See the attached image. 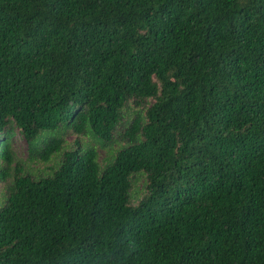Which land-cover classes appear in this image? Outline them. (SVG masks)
<instances>
[{
  "label": "trees",
  "instance_id": "16d2710c",
  "mask_svg": "<svg viewBox=\"0 0 264 264\" xmlns=\"http://www.w3.org/2000/svg\"><path fill=\"white\" fill-rule=\"evenodd\" d=\"M0 264H264V0H0Z\"/></svg>",
  "mask_w": 264,
  "mask_h": 264
},
{
  "label": "rangeland",
  "instance_id": "374dc122",
  "mask_svg": "<svg viewBox=\"0 0 264 264\" xmlns=\"http://www.w3.org/2000/svg\"><path fill=\"white\" fill-rule=\"evenodd\" d=\"M70 138H72V135H68ZM12 148L16 152L17 156L19 157H26V142L24 139L16 133V135L11 140Z\"/></svg>",
  "mask_w": 264,
  "mask_h": 264
}]
</instances>
